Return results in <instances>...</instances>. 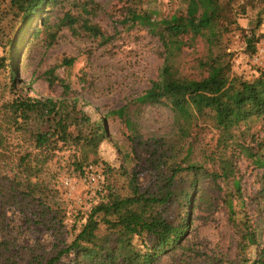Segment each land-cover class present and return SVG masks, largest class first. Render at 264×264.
<instances>
[{
	"label": "rangeland",
	"instance_id": "obj_1",
	"mask_svg": "<svg viewBox=\"0 0 264 264\" xmlns=\"http://www.w3.org/2000/svg\"><path fill=\"white\" fill-rule=\"evenodd\" d=\"M130 7L157 20L186 9L182 0H56L43 14L46 26L39 25L35 37L24 33L17 62L18 87L30 88L20 90L22 94L56 100L64 98L63 86H67L65 98H77L78 110L96 120L108 116L107 135L95 144V152L69 138L39 176L47 202L64 215L56 234L36 225L27 229L19 214L12 218L21 242L29 245L39 239L48 254L55 253L54 246L71 242L109 184L127 191L124 166L141 172L142 188L152 184V175L141 168L144 151L130 139L124 122L110 112L129 106L144 140L181 139L170 105L133 104L158 78L164 60L159 39L146 26L126 21ZM259 12L262 25L256 28ZM84 23L98 27L101 35L87 30ZM221 26L229 32L214 52L230 54L232 74L244 82L253 81L264 72L263 0H235L228 21ZM253 31L255 54L245 40ZM208 53L209 45L200 40L196 48L185 49L179 61L185 63L188 75H195L197 59ZM235 134L225 145L214 123L200 120L188 143H183L184 154L190 148L189 159L201 165L192 177L197 189L188 209L190 227L179 244L162 253L158 264H243L246 260L252 264L257 259L264 247V167L257 164L264 160V118L242 123ZM16 143L7 136L4 139L10 150ZM0 164L4 173H15L10 162ZM89 166L94 167L95 180L87 173ZM224 167L233 174L224 177ZM139 250L144 247L140 245Z\"/></svg>",
	"mask_w": 264,
	"mask_h": 264
},
{
	"label": "trees",
	"instance_id": "obj_2",
	"mask_svg": "<svg viewBox=\"0 0 264 264\" xmlns=\"http://www.w3.org/2000/svg\"><path fill=\"white\" fill-rule=\"evenodd\" d=\"M55 1L0 0V162H10L15 172L4 173L0 164V264H158L162 253L179 244L190 227L188 209L197 189L192 177L201 165L189 159L190 148L184 154L183 143L200 120L212 121L227 145L242 123L264 118V72L244 82L232 74L230 54L213 50L229 32L221 23L228 21L235 0H182L184 13L161 20L130 7L126 21L146 26L159 39L164 60L158 78L133 104L170 105L181 139L144 140L129 106L110 112L124 122L130 139L144 151L141 168L152 175V184L142 188L138 182L141 172H130L124 166L127 191L109 184L71 242L54 246L55 253L48 254L39 239L29 245L21 242L12 218L19 214L27 229L36 225L56 234L64 215L47 202L40 174L67 139L95 152V144L108 132V116L96 120L78 110L77 98H65L67 86H63L64 98L56 100L24 95L20 90L30 87H18L17 62L24 33L35 37L39 25L46 26L43 14ZM256 22V28L262 25L261 12ZM84 27L101 35L96 26L84 23ZM200 40L209 45V53L197 59V74L188 75L179 56L185 49L196 48ZM245 40L255 54L254 31ZM6 136L17 141L13 150L4 144ZM257 164L264 167V160ZM232 174L223 168L224 177ZM140 245L144 250H139ZM252 264H264V247Z\"/></svg>",
	"mask_w": 264,
	"mask_h": 264
},
{
	"label": "built area",
	"instance_id": "obj_3",
	"mask_svg": "<svg viewBox=\"0 0 264 264\" xmlns=\"http://www.w3.org/2000/svg\"><path fill=\"white\" fill-rule=\"evenodd\" d=\"M94 167L93 166H89L88 167V170H87V173L90 174V176H92V180H95L96 179V176H95V173H94Z\"/></svg>",
	"mask_w": 264,
	"mask_h": 264
}]
</instances>
